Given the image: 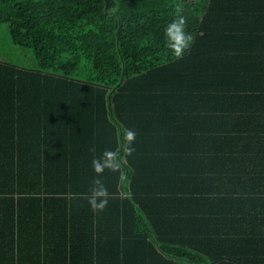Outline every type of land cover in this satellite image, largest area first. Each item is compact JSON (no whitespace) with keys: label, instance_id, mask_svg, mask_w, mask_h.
Masks as SVG:
<instances>
[{"label":"trees","instance_id":"1","mask_svg":"<svg viewBox=\"0 0 264 264\" xmlns=\"http://www.w3.org/2000/svg\"><path fill=\"white\" fill-rule=\"evenodd\" d=\"M259 1L0 0V25L33 62L13 49L0 59V264H264L260 128L231 140L258 138L259 151L228 152L221 135L182 137L157 118L191 110V88L177 86H192L196 60ZM181 15L193 40L176 57L166 29ZM106 150H119L120 171L97 176ZM97 178L109 195L94 212ZM242 188L256 195L242 199L254 208L245 218L232 197Z\"/></svg>","mask_w":264,"mask_h":264},{"label":"crops","instance_id":"2","mask_svg":"<svg viewBox=\"0 0 264 264\" xmlns=\"http://www.w3.org/2000/svg\"><path fill=\"white\" fill-rule=\"evenodd\" d=\"M244 11V10H243ZM230 17V16H229ZM230 30L225 39H219L218 51L209 58L211 51L206 50L205 59L196 60L193 69L192 79L188 83L192 86H177L187 92L192 90L189 107L185 114L177 110L162 108V127L172 122L171 125L179 126L182 130L180 136L207 137L221 135L225 137L227 144H224L223 151L228 152H248L259 151V139L256 143H231L237 136H259L264 135V3L259 1V11L245 10L235 13L229 22ZM220 55V58L217 56ZM200 66V67H199ZM186 74H177V77ZM183 83V82H181ZM172 97L170 100H174ZM179 99L178 96L176 100ZM166 111V113H165ZM190 111V112H189ZM167 116V117H166ZM165 117V118H164ZM215 118L222 123V127L215 126ZM144 134L148 137L155 131H150L149 124L144 123ZM216 127V128H215ZM196 142L197 151L200 152L201 144ZM149 148H153L148 145ZM209 146V145H208ZM178 147L173 146L171 151H177ZM196 149V148H194ZM157 152V151H154ZM196 163L199 160L195 161ZM241 167L245 168L248 161H239ZM229 167V166H228ZM241 184H244L245 174ZM243 186V185H242ZM241 187V186H240ZM238 189L233 193V198L240 201V215L244 218L251 213V209L242 199H252L256 197L254 193ZM242 207V208H241ZM254 210V208H253ZM259 215V209L252 211ZM247 215V216H246ZM257 217V215H256ZM247 219V218H246ZM248 221V219H247ZM243 226L252 228V222L244 220Z\"/></svg>","mask_w":264,"mask_h":264},{"label":"clouds","instance_id":"3","mask_svg":"<svg viewBox=\"0 0 264 264\" xmlns=\"http://www.w3.org/2000/svg\"><path fill=\"white\" fill-rule=\"evenodd\" d=\"M177 11H181L177 8ZM186 20L184 16H178L166 29V36L170 42L166 44V47L173 50V53L176 57H182L184 50L189 48L193 37L190 33L185 32ZM124 141L126 146L123 147V151L127 155H131L133 149L130 145L135 140V133L133 131L124 130ZM119 151V150H118ZM118 151L106 150L103 154V158H97L92 161V166L97 176L101 175L104 170L107 168L113 172L120 171V163L117 160ZM95 187L91 190V198L89 199V204L92 210L102 211L107 205V197L109 195L108 190L104 187L100 179H95L93 181ZM98 197H104L105 199L97 203Z\"/></svg>","mask_w":264,"mask_h":264},{"label":"rangeland","instance_id":"4","mask_svg":"<svg viewBox=\"0 0 264 264\" xmlns=\"http://www.w3.org/2000/svg\"><path fill=\"white\" fill-rule=\"evenodd\" d=\"M6 29V27L0 25V59L14 60L16 56H13V53L11 51V49H13L20 62L32 64L33 62L29 54L30 52L24 50L21 51L13 43H11Z\"/></svg>","mask_w":264,"mask_h":264}]
</instances>
